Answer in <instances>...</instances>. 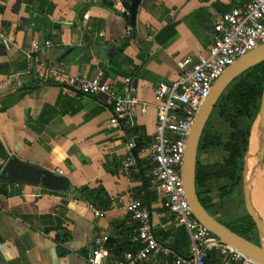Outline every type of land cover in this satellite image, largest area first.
I'll use <instances>...</instances> for the list:
<instances>
[{"label":"crops","instance_id":"0c3cea01","mask_svg":"<svg viewBox=\"0 0 264 264\" xmlns=\"http://www.w3.org/2000/svg\"><path fill=\"white\" fill-rule=\"evenodd\" d=\"M131 1L0 0V79L11 78L0 86V264H92L103 236L104 264H120L138 249L128 211L135 199L150 209L163 243L180 252L189 245L154 184V89L180 77L182 59L206 55L218 13L248 0H143L134 26ZM40 60L64 73L41 82ZM96 76L117 90L130 79L139 100L134 118L115 117L106 95L67 84ZM15 161L63 175L72 188L14 178ZM208 182L200 189L210 197Z\"/></svg>","mask_w":264,"mask_h":264},{"label":"built area","instance_id":"2783aa9c","mask_svg":"<svg viewBox=\"0 0 264 264\" xmlns=\"http://www.w3.org/2000/svg\"><path fill=\"white\" fill-rule=\"evenodd\" d=\"M212 43L199 61L191 57L180 61V77L170 83L160 82L154 89L157 101V131L149 147L154 184L165 196V207L172 214L177 226L184 227L189 245L183 251L172 249L155 233L152 213L141 201L135 199L128 205L130 218L135 223L131 241L138 246L128 252L120 264H142L150 258L173 264H207L210 254H219V264H261L238 249L224 244L209 228L195 217L184 188L182 167L187 141L195 119L210 95L214 84L240 57L264 43V0H248L243 7H233L218 13L215 18ZM10 39L2 41L10 49ZM36 49L39 48L35 44ZM38 79L48 82L63 74L62 68H50L40 60L37 64ZM11 78L0 79V86L11 83ZM126 80L123 89L101 76L91 79L68 77L67 84L78 87L85 95H106L114 104L115 117L137 115L139 100ZM108 237H98L92 264H104L110 255Z\"/></svg>","mask_w":264,"mask_h":264},{"label":"water","instance_id":"95a60500","mask_svg":"<svg viewBox=\"0 0 264 264\" xmlns=\"http://www.w3.org/2000/svg\"><path fill=\"white\" fill-rule=\"evenodd\" d=\"M142 1L143 0L131 1L130 21L133 26L136 24L138 10ZM263 62L264 43L240 57L219 77L195 119L187 141L185 159L182 167L185 194L199 222L218 236L222 243L238 249L261 264H264V219L254 204L251 183L256 170L259 167L262 168L264 164V89L257 122L261 139L260 148L257 153H254L252 150V142L249 141V150L245 157L244 166V199L248 214L253 220L259 234V243L234 231L221 219L212 214L203 203L198 189V159L206 127L221 97L235 80L251 68ZM252 157L257 158V162L253 167L250 166V159ZM15 170L17 174H13L14 178L20 179L18 175H22L24 179L50 190L68 193L72 188L67 177L52 171L32 169L19 161H15Z\"/></svg>","mask_w":264,"mask_h":264},{"label":"rangeland","instance_id":"374dc122","mask_svg":"<svg viewBox=\"0 0 264 264\" xmlns=\"http://www.w3.org/2000/svg\"><path fill=\"white\" fill-rule=\"evenodd\" d=\"M261 98L262 95L249 111H243L239 116L236 110L222 115L221 108L216 109L206 127V132L217 136L220 144L207 148L198 162L201 168L211 167L214 168V172L219 173V177L210 180L204 187L210 193L211 212L216 213L228 226L231 225L239 230L244 231L251 226L252 231L249 235L258 240L259 234L249 218L244 199V166L249 143L241 144L242 137L238 135V130L244 133L249 130L250 141L251 131L258 122ZM238 147H242L239 156L236 154ZM232 157L236 158L232 160ZM262 172L264 176V164ZM200 190L203 192V188Z\"/></svg>","mask_w":264,"mask_h":264},{"label":"trees","instance_id":"16d2710c","mask_svg":"<svg viewBox=\"0 0 264 264\" xmlns=\"http://www.w3.org/2000/svg\"><path fill=\"white\" fill-rule=\"evenodd\" d=\"M263 89H264V62L257 65L256 67L251 68L250 70L245 72L241 77L235 80L232 83V85L227 89V91L224 93V95L221 97L216 109L220 107L222 115L229 114L234 110H236L238 112L237 116H239L243 111H249L255 105V103L258 102L259 98L262 95ZM238 131H239L238 135L242 137L241 144L244 143V145H247L249 143L248 140L249 130H247L246 133L240 130ZM219 141L220 140L217 136L212 135L206 132L205 130L201 143V149L203 147L219 145L220 144ZM241 148L242 147H238V151L236 153L238 156L240 155ZM234 158L236 157H232L231 159L234 160ZM236 165H240V164L236 163ZM216 177H219V173H217V171L214 172V168L207 167V169H204L199 167L198 165L199 194L201 196L203 203L210 211H211V207H210L211 199L209 196L206 195L205 192H202L200 190V187L203 186L205 182L210 181ZM212 214L214 213L212 212ZM249 218L251 219L250 216ZM251 221L253 223V227L256 229V226L252 219ZM224 223L227 224L226 222ZM229 227H231L234 231L238 232L239 234L247 237L248 239H251L259 243L258 239H254L251 235H249V232L252 231L251 226L250 227L248 226L244 231L239 230L231 225ZM181 236H183L184 238L188 237L187 231L185 230L184 227H181ZM218 260H219L218 253L213 252L212 254H210L209 258L207 259V264H216Z\"/></svg>","mask_w":264,"mask_h":264},{"label":"bare ground","instance_id":"6f19581e","mask_svg":"<svg viewBox=\"0 0 264 264\" xmlns=\"http://www.w3.org/2000/svg\"><path fill=\"white\" fill-rule=\"evenodd\" d=\"M250 141L252 142V150L253 152H257L260 148V131L258 124H256L255 127H253L250 135ZM257 162V158H251L250 159V166L253 167ZM251 190H252V196L254 200V204L259 211L260 215L264 218V178H263V172L262 168L259 167L255 175L253 177L252 183H251Z\"/></svg>","mask_w":264,"mask_h":264}]
</instances>
